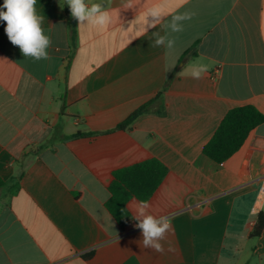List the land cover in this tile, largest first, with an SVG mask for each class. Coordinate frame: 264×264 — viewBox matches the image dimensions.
<instances>
[{"label":"crops","instance_id":"1","mask_svg":"<svg viewBox=\"0 0 264 264\" xmlns=\"http://www.w3.org/2000/svg\"><path fill=\"white\" fill-rule=\"evenodd\" d=\"M87 3L117 22L79 26L62 0H37L52 41L39 61L0 21V264H264V228L250 237L264 215V123L226 161L202 154L230 109L264 115V0ZM154 4L168 15L144 33ZM185 11L195 16L171 32ZM154 32L174 48L154 47ZM193 45L196 56L181 60ZM196 63L208 66L198 80L187 74ZM150 159L167 168L148 200L152 215L171 219L163 253L140 244L138 200L124 225L104 207L113 173Z\"/></svg>","mask_w":264,"mask_h":264},{"label":"clouds","instance_id":"2","mask_svg":"<svg viewBox=\"0 0 264 264\" xmlns=\"http://www.w3.org/2000/svg\"><path fill=\"white\" fill-rule=\"evenodd\" d=\"M187 0H179L177 7H182ZM37 0H3L0 5V21L6 23L4 29L8 40L14 46H18L24 58H32L35 61L48 59V49L51 47V38L45 34L42 27L44 17L37 12ZM72 18L77 20L79 26L90 25L92 27L107 28L117 22L112 11L103 3H92L87 0H66ZM136 0H125V9L133 8ZM168 15L162 10L160 5H152L145 9L143 32L155 28ZM195 16V12L185 11L171 16L167 28L173 33H180L184 30V22ZM153 46L173 49L175 39L167 35L161 36L158 32L153 33ZM208 71V66L196 63L191 66V71L187 73L193 79H201ZM150 202L141 200L137 202L133 219L136 221L135 227L141 232L142 240L140 244L145 249H150L158 253L165 251L161 243L172 231L171 219L169 216H154L149 212Z\"/></svg>","mask_w":264,"mask_h":264},{"label":"trees","instance_id":"3","mask_svg":"<svg viewBox=\"0 0 264 264\" xmlns=\"http://www.w3.org/2000/svg\"><path fill=\"white\" fill-rule=\"evenodd\" d=\"M66 9V0H62ZM196 45L188 49L181 57L186 60L196 56ZM149 104H145L132 112L117 130H124L132 122L147 111ZM264 123V115L250 105L239 106L230 109L220 121L210 140L203 146L202 154L215 163H222L235 154L247 139L249 133L257 126ZM91 134L79 136H90ZM167 174V168L158 160L150 159L144 162L116 170L113 179L108 186L109 199L104 207L115 222L124 225L130 214L126 210V204L134 198L138 201H148L157 190ZM3 182L0 181V187ZM13 185V189H17ZM264 228V215L259 214L250 233L251 238L260 236Z\"/></svg>","mask_w":264,"mask_h":264}]
</instances>
